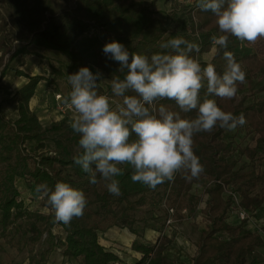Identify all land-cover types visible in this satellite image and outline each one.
Segmentation results:
<instances>
[{
  "label": "trees",
  "instance_id": "16d2710c",
  "mask_svg": "<svg viewBox=\"0 0 264 264\" xmlns=\"http://www.w3.org/2000/svg\"><path fill=\"white\" fill-rule=\"evenodd\" d=\"M9 14L10 34L16 43L5 45L7 25L0 28V48L3 55L12 52L8 65L2 67L1 78L7 74L29 79L14 96L17 117L11 119L0 113V239L18 252H28V264H48L51 254L63 250L67 260L78 264H115L117 255L100 242L102 235L113 227L127 228L139 237L136 229L137 212L147 204L145 191L130 193L119 181L121 195L115 196L107 188L100 191L98 184H90L88 175L74 163L81 154L78 134L70 127L71 118L64 117L44 127L30 108V101L43 76H31L19 68L21 60L37 56L49 60L48 53H58L66 58L59 66L50 61L53 81H64L71 91L68 75L82 67L103 78L123 79L120 64L106 56L103 48L111 42L122 43L130 53L151 56L168 50L160 48L161 42L181 36L200 45L201 52L193 58L202 66L205 54L214 51L212 63L218 73L226 67L224 51L232 52L246 72V82L261 78L258 91L241 94L244 84L238 86L232 100L218 97L222 110L246 118L244 127L252 135L254 146L239 149L228 140V130L217 127L211 133L194 137V151L204 166L199 179L187 180L185 173H177L174 181H166L154 190L162 189V197L171 208L182 211L191 204L195 211L201 198L191 194L193 187L210 181L209 196L204 212L209 225L197 243V255L192 264H258L255 254L264 249V238L245 226L229 223V214L240 197V206L255 213L264 210V38L255 44L244 42L248 49L241 50L242 42L229 36L228 48L214 46L213 35L219 36L216 17L211 12L193 7L186 15L177 12L160 17L146 4V0H5ZM127 70H125L126 72ZM97 83H100L97 81ZM0 89L3 87L0 85ZM99 94L105 95L100 84ZM261 93V94H260ZM132 95L134 93H128ZM63 98H66L63 95ZM122 99V98H121ZM169 110L180 112L174 101L163 100ZM182 118L193 119L196 112L182 113ZM242 158L248 162L239 166ZM132 171L128 173L132 175ZM99 179V177H98ZM117 179V178H116ZM17 181H25L36 198V186L47 184L54 189L60 182L69 183L82 190L88 205L81 218H74L70 225L54 224V213L47 214L40 207L32 208L22 199ZM105 182V181H103ZM38 200H40L38 198ZM190 203V204H189ZM173 241L161 235L156 243L135 239L133 251L141 254L140 264H178L169 255ZM250 262V263H249Z\"/></svg>",
  "mask_w": 264,
  "mask_h": 264
},
{
  "label": "clouds",
  "instance_id": "9594fccd",
  "mask_svg": "<svg viewBox=\"0 0 264 264\" xmlns=\"http://www.w3.org/2000/svg\"><path fill=\"white\" fill-rule=\"evenodd\" d=\"M197 6L216 17L221 35L211 37L214 46L227 49L229 36L248 44L264 38V0H198ZM160 48L168 51L150 57L131 53L130 62L122 43L106 44L104 54L125 73L123 79L110 81L111 96L99 94V72L82 67L68 75L71 91L64 103L73 113L70 127L82 149L74 163L90 184L103 180L115 196L122 194L116 179L123 173L121 165L133 169V182L151 189L174 181L181 172L187 180L199 179L205 169L195 154L194 137L217 127L232 131L246 124L242 113L222 110L216 99H201V90L206 89V96L232 100L238 86L246 83V72L232 52L224 51L226 67L218 73L212 63L202 66L193 58V52L200 54V45L181 36L161 42ZM113 98H122V103L113 106ZM163 100L174 101L182 113L195 111V118H182L164 104L157 106ZM36 193L46 201L45 212L53 211L54 224L70 225L88 205L85 193L66 182L58 181L54 189L37 185Z\"/></svg>",
  "mask_w": 264,
  "mask_h": 264
},
{
  "label": "rangeland",
  "instance_id": "374dc122",
  "mask_svg": "<svg viewBox=\"0 0 264 264\" xmlns=\"http://www.w3.org/2000/svg\"><path fill=\"white\" fill-rule=\"evenodd\" d=\"M146 4L156 10L160 17L164 18L167 14H171L172 12H177L179 15H186V13H188L193 7L198 5V0H146ZM10 12L11 11L8 9L5 0H0V28L2 25H4V23L7 25L6 37L2 41L5 45L9 46L11 44L15 46L17 42H15L14 37L10 34ZM1 35L2 33L0 32V37ZM241 47V50L248 49L244 42H242ZM11 55L12 52L3 55V51L0 48V60H2V67L8 65ZM47 55L49 60L45 59L46 62H43L44 64L42 66L38 65V73H45L47 71L50 72V61L53 62V65L58 67V63L61 62V60L64 61L66 59L63 56H60L58 53H48ZM213 55L214 51L203 55L201 60L210 63L213 59ZM35 57L36 58L28 59L30 62L29 66H35L34 63L38 64L37 62L39 61L40 57ZM47 62L49 63V66ZM1 70L2 69H0V85L3 87V89H0V113L11 119H15L17 117V104L13 98V95L16 88H11L12 75L10 72L5 78L2 79ZM51 79H53L52 74ZM98 81L104 87L106 91L105 95L111 96V80L103 78L101 75V79ZM261 85H263L261 78L252 79L244 84V88L240 95L250 94L253 91H258ZM58 94L64 95L65 97H67L69 94L68 88L64 81H60L59 83ZM261 95L264 94L262 93ZM204 98L214 99L213 96H206V89H202L201 99L203 100ZM63 99L60 101H63ZM112 102L113 106H115L117 103H122V99L113 98ZM58 104L55 106L54 102L50 101L47 103V106H45L44 109H46L47 112L42 114L43 118L40 121L44 127L51 125L58 116L59 112L67 115L65 117L72 118V111L70 109L63 108L64 103L59 102ZM227 133L229 137L228 140L234 141L235 146L239 147V149L255 145L252 140V135L248 133L244 127H237L235 130L227 131ZM245 162H248L247 159L242 158L239 166ZM120 167L123 169V173L116 177L117 180L120 181L130 193L145 191V195L148 197V199L147 204L136 214L137 223L135 227L139 234L138 238L136 235L134 237L129 229L121 227H113L106 233L104 239L112 243L106 249L112 251L118 257V261L115 264H140L141 256L139 255L141 254L137 253L136 258L132 257V253H130V248H128V246L114 241V239H117L118 241L122 240L119 239V237H114V232L118 233L119 235L126 234L134 240L139 239L144 243L152 244L156 243L161 235H166L173 241L169 251L170 257L176 259L178 264H192L194 257L197 255V243L199 236L209 225L208 217L206 216L204 209L206 207V202L209 199L207 189L212 187L213 183L205 180L200 184L195 185L191 191V194L195 197L201 198L196 210L192 211L190 203V205H188L187 208L182 211H177L174 209L175 214L172 217V223L168 224L169 212L167 208L171 207L169 206L166 198L162 197L161 194L159 196L157 195L158 193H162L163 190H154L143 183L133 182L131 180V175L128 176V173L133 169L128 165H121ZM16 185L21 192L23 201H25L27 205L32 208H37V206L40 205L41 199L38 200L35 194L27 188L25 181H17ZM106 188V182L102 181L99 186L100 191H104ZM235 198V205L232 207L228 221L231 224H240L241 220L239 216L238 205L240 202V197L236 195ZM44 209L45 208H41L43 213L47 214L49 211L45 212ZM248 221L251 222L253 229H255L264 237V210L252 213L251 218L244 221L245 226L248 225ZM101 239H103V235L100 238V242ZM124 243L127 244L129 241H124ZM126 250H128V253H126L128 255L127 257L123 256ZM255 258L257 259L258 264H264V249H259L255 254ZM0 264H28V252L27 250L24 252H18L17 249L11 248L4 240L0 239Z\"/></svg>",
  "mask_w": 264,
  "mask_h": 264
},
{
  "label": "crops",
  "instance_id": "0c3cea01",
  "mask_svg": "<svg viewBox=\"0 0 264 264\" xmlns=\"http://www.w3.org/2000/svg\"><path fill=\"white\" fill-rule=\"evenodd\" d=\"M30 58H36L35 56H29L26 57L24 59L21 60L22 62V66L19 68L20 70L25 71L26 73H30L31 76H43L44 80H42L36 90H35V94L33 96V98L30 101V108L31 110L37 114V116L39 117V120L41 121V119L43 118L42 114H45L47 111L45 108V106H47V103H49L50 101L54 102L55 106L56 104H58L59 102L56 103L55 100V96L56 94H58V87L59 85L56 84L53 79H51V69L50 72H45V73H38V65H43V62H46L45 59L39 58V61L37 62L38 64L34 63L35 66H29V60ZM48 63V62H47ZM49 66V63H48ZM27 68V69H25ZM36 72V73H35ZM29 79L25 78V77H19V78H15L13 76H11V88H16L14 95L26 84L28 83ZM21 84V85H20ZM13 95V96H14ZM62 103H64V99L63 101H60ZM17 104V102H16ZM65 104V103H64ZM59 112V111H58ZM65 116V114L62 113H58V116L55 118L54 121H59L61 119H63ZM114 237H119V239H122L121 241L119 240H115L116 242H120L123 243L124 245L128 246L130 253H132V257L137 256V252L133 251L132 249V243L134 241L133 238H131L130 236L126 235V234H122L119 235L118 233L114 232L113 233ZM132 235V234H131ZM106 233L103 235V239H101V244L107 248L110 244H112L111 242H109L108 240H105ZM133 236L135 237V235L133 234ZM124 241L128 242L127 244L124 243ZM126 253H128V250H126V252H124L123 256H128ZM126 254V255H125ZM141 256V255H139ZM139 258V257H137ZM48 264H78L75 260H67L64 258L63 256V250L61 248H57L50 256L49 262Z\"/></svg>",
  "mask_w": 264,
  "mask_h": 264
},
{
  "label": "built area",
  "instance_id": "2783aa9c",
  "mask_svg": "<svg viewBox=\"0 0 264 264\" xmlns=\"http://www.w3.org/2000/svg\"><path fill=\"white\" fill-rule=\"evenodd\" d=\"M63 99V95L61 94H57L56 95V102H60V100ZM59 105V104H58ZM63 108L65 109H69L66 104L63 105ZM62 110V109H61ZM236 199V198H235ZM239 205V216H240V220H241V223H243L244 221L248 220L251 218L252 216V213L243 209L241 206H240V202L238 203ZM168 212H169V220H168V224H171L172 223V217L174 216L175 214V210L174 208H167ZM248 229H250L251 231L253 232H257L255 229H253L252 227V224L250 221H248V225L246 226ZM258 233V232H257ZM260 234V233H259ZM261 235V234H260ZM262 236V235H261ZM263 237V236H262ZM264 238V237H263Z\"/></svg>",
  "mask_w": 264,
  "mask_h": 264
}]
</instances>
